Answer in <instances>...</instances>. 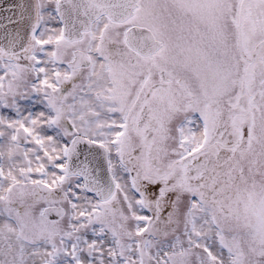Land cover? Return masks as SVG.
<instances>
[{
    "label": "snow or ice",
    "instance_id": "snow-or-ice-1",
    "mask_svg": "<svg viewBox=\"0 0 264 264\" xmlns=\"http://www.w3.org/2000/svg\"><path fill=\"white\" fill-rule=\"evenodd\" d=\"M0 264H264V0H0Z\"/></svg>",
    "mask_w": 264,
    "mask_h": 264
}]
</instances>
